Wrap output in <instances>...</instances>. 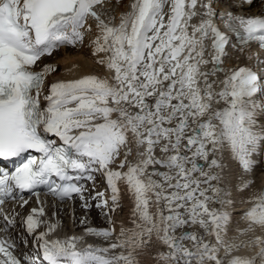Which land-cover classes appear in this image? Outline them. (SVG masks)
Instances as JSON below:
<instances>
[{"label": "snow or ice", "instance_id": "obj_1", "mask_svg": "<svg viewBox=\"0 0 264 264\" xmlns=\"http://www.w3.org/2000/svg\"><path fill=\"white\" fill-rule=\"evenodd\" d=\"M216 2L131 0L114 23L113 0H0V161L19 160L14 170H0V232L14 229L17 217L23 230L16 239L0 238V264H139L133 253L150 247L153 237L167 249L157 253V264H264V235L239 243L224 239L230 215L221 208L232 201L220 186L225 165L216 157L226 146L250 173L264 142V130H256L264 70L224 67L229 48L264 66V56L251 48L264 51V15L218 13ZM253 3L232 0V7ZM69 46L89 47L111 75L59 79L45 89L55 66H33ZM95 173L110 196L101 191L91 199L109 227H85V233L108 246L81 249L78 236L49 239L58 224L41 219V186L60 201L78 195L89 209L79 181L95 186ZM252 183L241 180L238 191ZM121 185L131 196L133 227L121 224L116 233L111 213L121 206ZM25 192L41 206L26 216L5 212L10 199L27 205ZM253 199L241 234L264 229V191ZM242 247L251 255H231Z\"/></svg>", "mask_w": 264, "mask_h": 264}, {"label": "bare ground", "instance_id": "obj_2", "mask_svg": "<svg viewBox=\"0 0 264 264\" xmlns=\"http://www.w3.org/2000/svg\"><path fill=\"white\" fill-rule=\"evenodd\" d=\"M131 0H120L119 5H115V0L113 4L109 5V8L115 7V11L112 13L116 17L114 23H119L120 14L128 10ZM214 8L218 13L224 12L226 10H231L233 12H243L244 14H253L260 13L264 14V3H258V5H253L252 7L245 6L243 9H237L232 7V0H217L214 3ZM195 22V21H194ZM219 23V21H215ZM93 32L95 33V27L93 26ZM207 43L210 44V41ZM87 44V41L85 42ZM228 57L225 58L224 67H237L241 65L255 66L254 61L246 60L244 57L240 56L238 53L234 52L231 48L228 49ZM239 61L237 64L236 61ZM44 65H54L56 71L50 74L45 80V89L47 87L59 80H70L79 78L84 74H94L100 77L110 76L109 73L104 67L95 63L91 55V49L87 46L85 47H61L60 49L53 52L49 57H43L36 65L33 66L34 71H40ZM71 69L69 72L68 70ZM223 76L221 75V79ZM219 90V89H217ZM257 103L264 105V99L261 95L257 96ZM41 104H46L43 96L41 97ZM218 107H224L223 103L218 105ZM256 130H264V108H258L256 111ZM135 152V150H133ZM157 156H161L159 150L156 152ZM216 157L219 159L222 157V162L225 165V168L221 171V175L225 177L224 180L220 182V186L224 187L229 195L226 199L232 201L231 206H223L210 203V208H221L222 211H226L230 215V220L227 225L226 233L224 234V239L228 243H239L243 240L251 239L256 235H264V229L256 228L254 232H248L241 234V231L247 228V222L244 217V213L254 206L255 200L253 199L257 196L262 189L264 188V142L258 147L256 154L253 156L254 161L256 162L253 170L250 173L243 172L238 161L231 157L230 151L227 150L225 146V151L223 153L217 152ZM131 159H135V155ZM197 163H201L205 171H208L205 166V161L197 160ZM161 171H166V169H160ZM151 171V169H149ZM213 172L220 171L212 169ZM197 179H203L199 172L194 174ZM95 186L92 183H86V191L84 193L85 197L89 199L91 208H83L82 201L80 198H75L72 202V206L65 205L63 203L58 204L52 198H47L42 200L43 207L45 208V216L41 219L50 221L51 223L58 224L56 230L51 233L49 239H59L64 240L71 236L83 237V239L78 243V248H85L87 245H93L94 247L103 248L107 247L109 241H105L102 237H96L87 235L85 233V227H94V228H107L109 227L108 221L105 216L101 213L100 209L95 207L97 201L92 200L91 197L95 195L96 192H105L106 196H110V190L107 188L104 178L99 174L95 173ZM241 180H251L253 183L243 192L238 191V184ZM174 182V181H173ZM213 184L216 182L213 181ZM202 187H208V185H202ZM208 195H212L209 191ZM41 206V205H39ZM133 207L131 196L127 194L126 189L121 185V206L116 209L115 212L111 213L112 219L116 222V233H119L120 225L123 224L126 228H131L133 225L130 222L131 209ZM153 213L156 211L155 207L150 209ZM22 212V211H21ZM74 219V223L72 220ZM86 219V224H81V220ZM47 225H42L38 231L44 230ZM192 230V229H188ZM198 231H202L197 229ZM22 226L20 224V219L17 217V223L14 229H11V236L13 239L21 237L22 235ZM207 239L215 243L214 239L208 237ZM154 243L147 248L139 249L133 253L135 258L138 260L139 264H157L155 259L156 255L160 251H166V246L161 242L155 241ZM17 243L20 244L19 239ZM29 247H31V238L29 237ZM23 244H20V249H23ZM119 252L120 250H115ZM126 251V250H125ZM19 255V251L16 253ZM112 253L100 254L104 256L111 255ZM221 256H224V251L221 249ZM232 256H248L251 255V252L247 248H240L238 251H233ZM159 264H164L163 261H160Z\"/></svg>", "mask_w": 264, "mask_h": 264}, {"label": "rangeland", "instance_id": "obj_3", "mask_svg": "<svg viewBox=\"0 0 264 264\" xmlns=\"http://www.w3.org/2000/svg\"><path fill=\"white\" fill-rule=\"evenodd\" d=\"M260 4V3H259ZM256 5H258V4H256ZM50 57V56H49ZM264 162V161H263ZM93 182V181H92ZM93 184V183H92ZM96 184H98L97 182L95 183V185ZM63 204H65V205H68V203H65V202H62ZM247 227H248V225H247Z\"/></svg>", "mask_w": 264, "mask_h": 264}, {"label": "water", "instance_id": "obj_4", "mask_svg": "<svg viewBox=\"0 0 264 264\" xmlns=\"http://www.w3.org/2000/svg\"><path fill=\"white\" fill-rule=\"evenodd\" d=\"M262 191H264V188L262 189Z\"/></svg>", "mask_w": 264, "mask_h": 264}]
</instances>
